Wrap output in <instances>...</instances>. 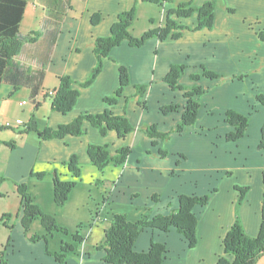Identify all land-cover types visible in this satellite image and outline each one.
I'll use <instances>...</instances> for the list:
<instances>
[{
	"label": "crops",
	"instance_id": "0c3cea01",
	"mask_svg": "<svg viewBox=\"0 0 264 264\" xmlns=\"http://www.w3.org/2000/svg\"><path fill=\"white\" fill-rule=\"evenodd\" d=\"M23 1L26 6L18 32L22 36L32 33L34 35L31 36L32 40L22 44L19 54L11 60L8 74L10 80L3 79L0 85V120L3 116L14 119L13 114H9L7 110L12 99L18 101V104L22 101L26 102L24 107L31 104L33 110L26 111L27 114L39 109L47 110L44 112L47 114L45 120L36 117L39 131L45 128L55 129L72 122L84 112L102 113L105 108L103 99L112 95L118 88V68L125 66L130 74V84L125 88L124 94L126 98H130V103L127 105L126 102L119 100L114 113L121 115L125 106L126 116L133 131L124 139H119L114 131L102 137L97 129L88 123H83V133L80 136L67 135L60 139L41 140L36 132L22 134L18 137L17 146L10 150L6 149L9 153L5 156L4 171L8 173L9 178L19 180L21 176L29 175L31 171L42 172L40 170L43 168L38 167L37 162L40 165L46 163L48 170L66 162L74 154H77L84 164H90L86 155L89 145L108 144L111 154L122 145L132 146L139 154L134 157L133 164L130 163V156L128 157L122 166L119 182L112 187V192H121L120 201L126 208V213L118 214H126L128 221L136 222L143 216L153 217L156 214L167 215L177 209L179 196H202L209 194L212 189L215 190L210 195L208 205L196 209L197 245L194 249L189 250L184 240L174 231L165 235L143 231L137 238L134 247L136 251H146L150 241L155 237L156 241L164 242L169 246L168 258L163 264H190L188 257H193L195 252L199 254L198 258H195V264H199L200 260L203 261L202 257L210 261V264H215L221 249V236H224L236 219L234 208L238 198L236 187L250 188L245 202L240 205L238 220L242 226L244 225L246 234L251 237L257 235L264 189L263 150L258 147L260 141H264V136L262 134L258 136L257 128L264 124V114L257 116L249 138H244L241 142L227 143L225 134L228 132L226 130L228 126L220 119L217 121L209 115L208 109L214 110L215 101L221 99L224 102L229 101L228 110L245 114L244 109L248 107L251 96L247 93L240 94L239 91L236 92L237 90L234 91L235 93L227 92L228 89L219 92L218 95L216 90L213 93L212 87L214 84L221 85L224 80H221V83L216 80H199L194 83L190 80V75L195 73L193 68L198 70L200 66L222 77L235 69H241L247 74L251 69L254 71L258 69V77L264 81V59L260 56V61L257 60L262 49L257 43H262L257 40L256 30L246 32L254 41L253 50L246 57L235 54L236 48L229 45L231 42L230 40L227 42L225 35L222 36L225 46L218 44L220 42L218 37V42L213 38L214 34L223 33L225 22L226 25L227 22L231 23L227 26L234 37L242 33L238 29H232L235 18L232 13L227 12L229 8H236L237 11L245 14L248 17L244 19L245 22L251 20V17L252 28L254 26L261 28V24H264V0H216L214 15L218 28L215 26L212 30H200L208 31L206 37L197 41L194 37L186 38L189 32L196 33L192 30L184 31L176 40L148 39L139 48L123 42L119 47L111 50L109 57L102 63L100 74L87 88H81L79 84L90 77L96 64L97 59L93 51L95 41L109 35L112 25L117 21V16L126 10L127 0ZM171 1L163 4L168 10L173 9L177 2H193L199 7L209 0ZM95 15L99 16L97 23L92 22ZM236 22L248 29L241 19H236ZM261 30L264 31V28ZM173 64L185 65L190 70H186L179 79V85L183 88H190L192 85H209L205 95L198 97L200 110L196 125L180 135L171 131L181 121L185 105L183 91L173 90L163 82ZM62 76H68L74 83L73 87L80 91L76 105L64 115L52 111L51 100H45L47 91L57 90L58 78ZM241 84L244 86L247 82L244 80ZM135 85H148L142 97L136 94ZM228 85H232L231 82L228 81ZM36 103L39 106L34 110ZM172 104H177L179 109L167 115L159 112L162 107ZM142 106L145 109L140 108ZM27 117L29 118V115ZM15 118L19 119L17 116ZM150 125H156L162 133H170L171 139L162 142L148 138L143 130ZM261 138L263 139L260 140ZM153 142H156L154 148L151 145ZM262 144L264 148V142ZM147 150H151V154H147ZM160 150L166 152L165 157L160 156ZM234 151L236 154H233ZM15 192L19 196L16 187ZM134 192L138 196L141 194L142 198L132 200ZM110 196L112 197V194ZM153 196H158L159 203L155 206L150 203ZM232 200L234 216L223 222L220 205L231 203L229 201ZM104 212L107 213L106 210L102 213ZM116 212L111 213L115 215ZM245 213L247 220L254 222L252 231L245 226ZM110 217L105 221H109ZM20 220L21 214H18L12 221V228L5 229L6 240L0 245L1 251L10 237L3 255L5 263L59 264L53 256L57 251L51 250L44 238L31 241L24 233ZM203 233H207L206 236L210 234V238L204 241ZM86 246H81L76 254L69 255L64 260V264H106L103 262L102 250L97 251L93 246L90 247L91 249Z\"/></svg>",
	"mask_w": 264,
	"mask_h": 264
},
{
	"label": "trees",
	"instance_id": "16d2710c",
	"mask_svg": "<svg viewBox=\"0 0 264 264\" xmlns=\"http://www.w3.org/2000/svg\"><path fill=\"white\" fill-rule=\"evenodd\" d=\"M150 4L171 3V0H142ZM193 2H177L173 9L166 12L165 22L163 27L154 30H148L141 38H134L129 32L134 14L132 10L121 13L117 16V21L112 25L109 35L106 38H98L95 41L94 54L96 56V64L92 69L90 77L83 83H80L81 88L89 87L102 70V63L109 57L111 50L114 47H119L123 42H127L129 46L134 48L142 47L146 41L156 38L160 41L175 40L181 36V33L186 30H202L213 29L214 9L216 0H209L201 6L196 7ZM26 3L23 0H0V85L3 79L10 80L8 77L11 69V60L14 59L20 52L24 42L32 40L31 36H22L18 32L22 14L24 13ZM196 14V23L193 28L180 26L176 22L177 18H188ZM175 18L176 20H173ZM98 15L93 16L92 22L97 23ZM257 38L264 42V31L258 33ZM185 72V66L173 64L163 82L173 90L183 91L185 99L184 110L181 115V121L175 126L171 132H176L178 135L186 131V129L195 126L197 122L198 110L200 103L198 97L203 95V90L196 85L190 88H183L179 85L180 79ZM118 88L115 92L103 99L105 105L102 113L89 114L81 113L72 122L60 125L57 128H45L39 131L36 125V116L31 115L29 121L23 127V134L29 132H37L41 140L60 139L67 135L80 136L83 133V123H88L91 127L98 130L102 137H105L108 132L114 131L119 139H124L130 132L133 131L131 123L126 116L125 106L122 108V114L116 115L114 109L118 106L120 98H123L125 87L130 83V74L125 66L118 68ZM221 76L211 72L203 66L198 68V73L191 74L190 80L194 83L209 79V81L218 80ZM74 83L68 76L58 78V87L52 96L50 109L59 114H67L76 105L79 97V90L75 89ZM148 85H135L136 94L143 96L146 93ZM48 97V96H47ZM46 98V97H45ZM261 102V100L258 99ZM144 104V103H143ZM39 106L36 103L34 109ZM177 104L162 107L160 112L162 115L178 110ZM224 121L232 129L225 136L227 143L237 142L245 136L246 128L248 127V119L246 116L239 114L234 110L224 112ZM144 134L150 139L161 140L162 142L170 140V133L160 132L155 125H150L143 130ZM9 149H13L14 141L11 144L4 143ZM155 144L154 142L152 143ZM110 146L105 145H89L87 147V157L90 164L99 170L104 169L108 165H113L115 168L122 167L128 156L131 154L129 146H120L114 154L110 152ZM161 157L166 156V152L159 151ZM67 168V172L71 175L74 181L60 180L58 177H53L52 192L53 203L57 207L64 205L66 199L69 198L71 190L76 184V179L80 176V166L78 165L77 157L72 155L66 162L63 163ZM35 175V174H34ZM38 179H41L43 174H36ZM4 178H0V182ZM264 185V173L262 174ZM18 194L20 195L19 212L21 214V225L24 233L29 236L31 241H37L40 238L36 235H29L30 225L33 220L39 221L44 228L46 234L63 233L67 235L66 228L57 224L56 219L48 213H44L40 207L33 203L32 197L26 192L24 184L15 185ZM248 187H236L238 194L237 203L235 204V213L237 215L238 207L242 204ZM215 190H211L209 194L203 196L181 195L178 198L177 209L171 211L167 215L156 214L153 217H141L136 222H130L126 218V214L111 215L108 221L109 226L103 231V239L99 245L93 249L104 252L103 262L106 264H163L167 258L168 250L164 242L150 241V245L146 251H136L134 249L137 238L141 232L150 231L151 234L158 232L159 234H168L174 231L187 244L189 250L194 249L197 245V213L196 209L203 207L209 203L210 195ZM155 196L152 197L154 199ZM261 220L257 235L251 237L246 234L242 228L238 216L227 234H225L222 244L223 252L226 257H219L216 264H257L260 258L264 255V189L262 192L261 204ZM4 218L6 216H3ZM3 218V219H4ZM9 218V217H6ZM2 219V222H3ZM12 225V224H11ZM11 229L12 227L8 225ZM45 240V239H44ZM10 242V237L3 250L0 251V264H6L4 261V250ZM83 240L77 235L72 236L70 241H61L59 250L53 255L54 259L59 264H64V260L69 255L76 254L83 245ZM47 243V242H46Z\"/></svg>",
	"mask_w": 264,
	"mask_h": 264
},
{
	"label": "rangeland",
	"instance_id": "374dc122",
	"mask_svg": "<svg viewBox=\"0 0 264 264\" xmlns=\"http://www.w3.org/2000/svg\"><path fill=\"white\" fill-rule=\"evenodd\" d=\"M134 4H135V7H134L135 15L133 16V21L129 29L130 31L129 33L132 36H134V38H141L143 34L147 32L148 30L149 31L154 30L159 27H163L166 24L165 17H166V12L168 11V7H166V5L150 4L148 2H142V0H127L126 10H124L123 12H126V11L130 12ZM192 4L194 5V3ZM227 12L232 13V15H234V18H235L234 21L232 22V29L233 30L238 29L239 31H242V33L234 37L233 36L234 34L231 33L229 26H227L231 23L227 22V25H226V22H225V28L223 29V33L220 34L219 32L218 34H214L213 38L217 41V37H218L219 41L221 42V43L219 42L218 44H220L221 46H225L226 43L224 44V39L222 38V36L225 35L227 37L226 39L227 42L229 40H230L229 42H231V44L229 45L234 46L236 48L235 54L241 57H246L247 54L251 52V50H253V47H254L253 46L254 41H252L251 37L247 36L246 32L250 33L256 30V34L258 35V33L262 31L261 28H264V24H261L262 25L260 26L261 28H257L256 26L252 28V24H251L252 18L251 17H250L251 20L245 22L246 20L244 21V19L248 17L245 14H242L241 12L237 11L236 8H232V9L229 8ZM196 18H197L196 14H193L188 18H184V19L177 18V20L173 18V20H176V22L179 23L180 26L193 28L196 23ZM215 19L216 18L214 15L213 28L215 26L218 28ZM236 19H239V20L241 19L242 22H245V25H247L248 29H246V27H241L240 24L236 22ZM219 28H222V27L219 26ZM184 31H191V30L185 29ZM193 31L195 32L196 30H193ZM199 31H196V33L189 32V34L186 35V38L194 37L195 41H197V40H200V38L202 39L203 37H206L208 30L202 32L203 31L202 29V31L200 32ZM244 33L245 35H243ZM257 40L260 43H262V44H259L256 42L257 45L262 46V49H264V45H263L264 42L260 41L258 38ZM262 49L259 51V54L257 56L258 61H260V56H262V58L264 59V51ZM239 66H242V65H239ZM186 70H188L187 66H185V71ZM193 70L195 72L194 74L198 73V70L194 68ZM258 74H259L258 69L257 71L256 70L254 71L251 69L249 70L248 74L243 73L241 69H235L232 73L226 76L224 75L223 77L220 74H218L221 77L216 81H219L220 83H221V80H224V81H222L221 85L214 84L212 87L213 93L216 90L218 92V95H220L219 92L228 89L229 91L227 92H234L237 90L236 92L239 91L240 94L247 93L251 96L249 98L248 107L244 109L245 114H241L247 117L248 127L246 128L245 136L237 142H241L244 138L247 139L250 137L251 132H252V127L256 123L257 116L260 115L261 113L264 114V92H263L264 91V81L259 79ZM202 80H209V79L202 78ZM244 80L247 82V84L243 86V84L241 83ZM226 81L227 83H225ZM228 81L231 82L232 85H228ZM178 83H179V79H178ZM198 87L203 90L204 92L203 95H205L207 89H209L208 88L209 85H206V86L198 85ZM124 92H126L125 89H124ZM122 96L123 98H120V102L123 101V102H126L127 105H129L130 98L129 99L126 98L124 93H122ZM258 99L261 100V102L258 101ZM45 100H50L49 96L46 97ZM239 103H241V100H239ZM215 104L216 106L215 108H213L214 110L208 109V114L216 118L217 121L218 119H220L221 121L225 123L224 112L228 111L229 109L228 108L229 101L224 102L220 99V100L215 101ZM31 106H32L31 104L25 107L19 106L18 101H15L14 99H12L11 102H9L7 110L9 111V114H13L14 119H9L8 116L6 117L3 116V118H1L2 120H0V144H1L0 178H4L3 181L0 182V195L2 196L0 198V245H2L4 241L6 240L7 233L5 229L9 228L8 225L12 226L11 225L13 224L12 221L15 220L18 214H20L19 212L20 195L18 196L16 194L15 185L24 184L26 188V192L30 194L32 197L31 199L33 203L36 204L38 207H40V209L44 213L51 214L56 219L57 224L64 226L66 228V233H67V235H64L63 233L57 232L52 235H48L46 234L44 228L41 226L40 222L33 220L30 225V229L28 231L31 236L36 235L39 238H44L45 242H47L48 247L51 250H55V251L59 250L61 241L68 242L70 241L71 237L75 235H77L78 237H81L82 240L84 241L82 246L87 245L86 247L88 248H90L91 246L93 247L96 245L98 246L99 243L103 239V231H105L106 228L109 226L108 221H105V219L109 218V216H111L116 211H117L116 214L124 213L126 211L125 204L120 201L121 192H115V193L112 192L113 185H116L122 176L121 170H123V168L122 167L115 168V166L113 165H108L104 169L99 170V168L94 167L91 164H84L81 161L80 157L77 154H74L77 157L78 165L80 166V176H79V179H76V184L71 190L69 198L66 199L64 205L61 207H57L53 203V200H52L53 198V192H52L53 177L56 176L60 180L74 181L71 175L67 172L66 170L67 167L63 163L59 165H55L54 167L47 170V168L49 167L46 163H43L40 165L37 162V166L43 168L42 170H40L42 172H38L35 170V171H31L29 175L27 176L25 175L21 176L19 180L10 179L8 173L4 171V168L6 165L5 156H8V153H9V151H6V149L7 150H10V149L4 143L7 142L8 144H11V141H14V146H17V144H19L18 137L23 134L22 132L23 127L25 126L27 121H29L28 119H30L32 114H34L35 116L37 114L36 117L42 120H45L47 117V114L44 113V112H47V110L43 111L41 109L37 110L36 112H32L31 114H27L28 111L33 110ZM140 108L145 109L144 106ZM159 112H160V109H159ZM2 115L4 114L2 113ZM15 115L19 119L22 120L23 124L15 126L13 129L3 128V123L5 121L13 123L14 120H16ZM28 115H29V118L27 117ZM225 124L228 126L227 127L228 129L226 130L228 132L231 131L232 129L230 128V126L227 123ZM217 126L214 127V130L217 128ZM257 129H258V136L259 134H262L264 136V124L261 126L259 125ZM227 133L225 134V136L227 135ZM36 134L38 135L37 132ZM262 139L263 138H261L260 140ZM263 142H264L263 140L260 141L258 147L260 148V150L264 151L263 144H262ZM154 143H155L154 145L151 144L152 148L156 146V142ZM4 146L8 148H5ZM129 148L131 150V154L129 155L131 158L130 163L133 164L135 161L134 157L138 155L139 152L135 147L133 148L132 146H129ZM235 150H236V147H235ZM151 152H152L151 150H147V154H151ZM233 154H236V151H234ZM37 173L43 174L41 179H38V177L36 176ZM120 189L121 187H119L118 190ZM249 189L250 188L248 187L246 194ZM110 194H112V197L110 196ZM113 194L115 197L113 196ZM246 194H245L242 204L246 200ZM139 195L140 196H138V194L134 192V194H132V200H137V199L142 198V195L141 194ZM157 198L158 196H155L154 199L150 200V203H153L154 206L157 205L159 203ZM229 202L231 203L227 202L228 204L225 203L223 205H220L221 211H222V218H223L222 221L223 222H225L229 218H232V215H233V209H232L233 200ZM205 205H208V204H205ZM130 207H132V205H130ZM234 208H235V204H234ZM239 208L240 206L238 207V211H239ZM104 210H106L107 213L105 212L102 213ZM238 211H237L236 216L239 217ZM208 212H209V209H208ZM3 216L9 217V218H6V217L4 218ZM146 218H149V217H146ZM2 219H3V222H2ZM247 219L248 218L245 213V216H244L245 226L248 230L252 231L251 228L253 227L254 222L248 221ZM229 229L226 230L225 234H227ZM206 235L207 233H203L202 235L203 237L202 239L204 241L209 239L211 236L210 234L208 236ZM224 236L223 237L221 236V239H220L221 249H220V253L217 255V259L222 256L227 258V256L224 255V252H223L224 248H223L222 241H223ZM154 241H156L155 237H154ZM167 250L169 254V251H170L169 246H167ZM198 255H199L198 252H195L193 254V257H188L190 264H195L194 261H196L195 258H198ZM167 258H168V255H167ZM217 259H216V262H217ZM202 260L203 261L201 260L199 261V264H210V261H207L206 259H204V257H202ZM257 264H264V255L260 258Z\"/></svg>",
	"mask_w": 264,
	"mask_h": 264
},
{
	"label": "built area",
	"instance_id": "2783aa9c",
	"mask_svg": "<svg viewBox=\"0 0 264 264\" xmlns=\"http://www.w3.org/2000/svg\"><path fill=\"white\" fill-rule=\"evenodd\" d=\"M53 94H54V91H47V95L48 96H52ZM19 104H20L19 106H23V105H26L27 103L22 101ZM21 124H23L21 119H16V120H14L13 123L5 121L3 123V128L13 129L15 126H18V125H21ZM263 160H264V151H263Z\"/></svg>",
	"mask_w": 264,
	"mask_h": 264
}]
</instances>
